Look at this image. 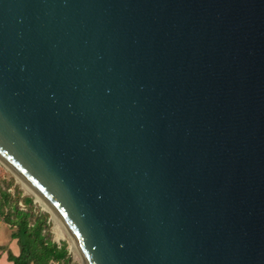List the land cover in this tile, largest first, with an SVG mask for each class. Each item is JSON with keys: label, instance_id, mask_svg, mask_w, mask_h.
<instances>
[{"label": "water", "instance_id": "water-1", "mask_svg": "<svg viewBox=\"0 0 264 264\" xmlns=\"http://www.w3.org/2000/svg\"><path fill=\"white\" fill-rule=\"evenodd\" d=\"M0 162L84 264H264V0H0Z\"/></svg>", "mask_w": 264, "mask_h": 264}, {"label": "trees", "instance_id": "trees-1", "mask_svg": "<svg viewBox=\"0 0 264 264\" xmlns=\"http://www.w3.org/2000/svg\"><path fill=\"white\" fill-rule=\"evenodd\" d=\"M11 183L0 177V222L9 226L11 239H16L18 256L8 253L13 264H71L65 244L58 245L52 239L45 214L39 213L32 205L31 198L22 199L25 210Z\"/></svg>", "mask_w": 264, "mask_h": 264}, {"label": "rangeland", "instance_id": "rangeland-1", "mask_svg": "<svg viewBox=\"0 0 264 264\" xmlns=\"http://www.w3.org/2000/svg\"><path fill=\"white\" fill-rule=\"evenodd\" d=\"M0 177L5 181L11 183V191H16L19 195L20 202L22 203V199L31 198L33 202V206L35 210L39 213L45 214L47 217V223L49 225V232L52 236V239L58 245L65 244L66 250L68 252V257L71 264H84L82 257L79 251L76 248V251L71 248V239L69 236H65V238L58 240L56 230L54 229V224L52 221V216L47 209L37 200L36 196L32 194L31 191H28L23 184L18 181V179L0 162ZM31 192V193H30ZM24 206V205H23ZM25 207V206H24ZM9 232L4 228L3 222H0V243L7 242L9 240ZM17 247V246H16Z\"/></svg>", "mask_w": 264, "mask_h": 264}, {"label": "crops", "instance_id": "crops-1", "mask_svg": "<svg viewBox=\"0 0 264 264\" xmlns=\"http://www.w3.org/2000/svg\"><path fill=\"white\" fill-rule=\"evenodd\" d=\"M4 228L8 230L9 236L11 234V230L8 225L3 223ZM17 246V247H16ZM8 253H11L13 256H18L19 254V247L16 239H11L7 242L0 243V264H13L12 262L8 261Z\"/></svg>", "mask_w": 264, "mask_h": 264}, {"label": "bare ground", "instance_id": "bare-ground-1", "mask_svg": "<svg viewBox=\"0 0 264 264\" xmlns=\"http://www.w3.org/2000/svg\"><path fill=\"white\" fill-rule=\"evenodd\" d=\"M18 181H20L23 186L28 190V191H31L32 194H34V192L32 191V189L26 184L24 183L20 178L18 179ZM30 192V193H31ZM37 200L47 209V211L49 210L51 216H52V221H53V224H54V229L56 230V234H57V238L58 240H61L63 238H65V236H67L68 234L66 233L65 229L63 228L62 224L60 223V221L57 219V217L53 214V212L49 209V207L45 204V202L38 196V195H35ZM72 242V241H71ZM71 248L73 250L76 251V247L75 245L71 244Z\"/></svg>", "mask_w": 264, "mask_h": 264}, {"label": "built area", "instance_id": "built-area-1", "mask_svg": "<svg viewBox=\"0 0 264 264\" xmlns=\"http://www.w3.org/2000/svg\"><path fill=\"white\" fill-rule=\"evenodd\" d=\"M9 191H11V190H9ZM18 206L21 210H25V207L23 206V204L21 202L18 203Z\"/></svg>", "mask_w": 264, "mask_h": 264}]
</instances>
